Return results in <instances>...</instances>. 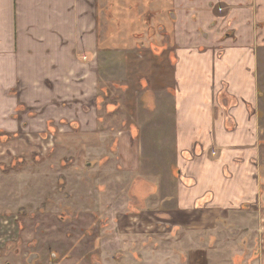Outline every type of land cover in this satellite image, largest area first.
<instances>
[{
  "label": "crops",
  "instance_id": "crops-1",
  "mask_svg": "<svg viewBox=\"0 0 264 264\" xmlns=\"http://www.w3.org/2000/svg\"><path fill=\"white\" fill-rule=\"evenodd\" d=\"M140 50L168 70L176 175L162 203L172 205L113 210L136 179L106 176L127 183L93 223L115 230L98 238L94 264H264V0H0V157L12 147L3 135L64 123L92 141L81 150H106L99 58ZM136 136V127L115 135L122 168L136 165L126 162Z\"/></svg>",
  "mask_w": 264,
  "mask_h": 264
},
{
  "label": "rangeland",
  "instance_id": "rangeland-1",
  "mask_svg": "<svg viewBox=\"0 0 264 264\" xmlns=\"http://www.w3.org/2000/svg\"><path fill=\"white\" fill-rule=\"evenodd\" d=\"M137 54L114 52L99 58L98 122L106 150H81L79 144L92 141L73 123L44 134L3 135L4 144L12 147L0 157V264H94L98 238L104 243L115 230L93 223L103 222L102 210H112L111 198L120 201L127 183L118 178L103 183L106 176L136 179L127 191V206L113 210L170 209L171 201L162 203L173 194L176 175L173 103L162 84L168 70L145 50ZM149 95L154 96L151 102ZM260 111L264 177V103ZM134 127L137 136L129 141V151L133 156L136 148V160L126 162L136 165L122 168L115 135ZM150 215L143 213L141 220L146 223Z\"/></svg>",
  "mask_w": 264,
  "mask_h": 264
}]
</instances>
